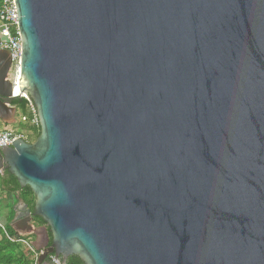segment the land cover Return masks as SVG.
Masks as SVG:
<instances>
[{"label":"water","instance_id":"water-1","mask_svg":"<svg viewBox=\"0 0 264 264\" xmlns=\"http://www.w3.org/2000/svg\"><path fill=\"white\" fill-rule=\"evenodd\" d=\"M14 2L39 134L0 168L38 262L264 264V0Z\"/></svg>","mask_w":264,"mask_h":264},{"label":"built area","instance_id":"built-area-1","mask_svg":"<svg viewBox=\"0 0 264 264\" xmlns=\"http://www.w3.org/2000/svg\"><path fill=\"white\" fill-rule=\"evenodd\" d=\"M0 51H6L10 58L9 80L14 88L19 82V65L21 55V37L19 33L17 13L14 0H0ZM20 98L28 102L30 117L21 116V121L30 126L37 127L38 121L33 104L28 100L24 93H19ZM27 130H12L0 128V148L10 146L11 143L18 139L27 138ZM3 169L0 168V175ZM0 227L3 229V223L0 221ZM11 240V239H10ZM25 243L31 253L32 264H41L38 262L39 256L43 253L42 249H37L32 243L18 239ZM42 264H74L62 262L60 258L48 255Z\"/></svg>","mask_w":264,"mask_h":264},{"label":"trees","instance_id":"trees-1","mask_svg":"<svg viewBox=\"0 0 264 264\" xmlns=\"http://www.w3.org/2000/svg\"><path fill=\"white\" fill-rule=\"evenodd\" d=\"M12 104L19 107L23 114H27V100H25L24 98H17L12 101ZM26 130L28 133L26 141L28 142H32L31 140L35 139L39 134L38 126L31 127L29 129L27 128ZM0 190L12 195L16 200H21L27 206V208L32 211L34 205V195L32 191L28 186L21 188L15 177L9 174L6 170H3L2 175H0ZM12 204L9 205L10 208L12 207ZM13 215L14 214L10 212L7 216L6 223H4L3 225V229L0 227V264H32V260L28 261L23 250L19 249L21 245L19 244L18 239L24 238L17 236L12 227L8 225V223L13 219ZM34 220L40 225L45 224L39 217H34ZM47 234L49 237V245L51 237L48 231ZM67 262L74 264H83L75 256L70 257Z\"/></svg>","mask_w":264,"mask_h":264},{"label":"crops","instance_id":"crops-1","mask_svg":"<svg viewBox=\"0 0 264 264\" xmlns=\"http://www.w3.org/2000/svg\"><path fill=\"white\" fill-rule=\"evenodd\" d=\"M10 106L12 107V110L9 112V116L8 117L5 116L6 117L4 119L5 121L0 120L1 129L26 130L27 128L29 129L33 127L21 121V116L30 117L28 104L26 105L27 114H23L22 111L19 109V107H17L12 103L10 104ZM12 197H13L12 195L7 194L5 191L0 190V202H2L0 204V209L1 211L5 212V215L3 214L2 216H0V220L3 223V225L4 223H6L7 216L9 215L10 212L14 214L13 218L16 217L17 214L18 209L16 208L18 207V205L17 202H15L16 199H12ZM12 202H15V204L13 205ZM10 204H12L11 208L9 207Z\"/></svg>","mask_w":264,"mask_h":264},{"label":"rangeland","instance_id":"rangeland-1","mask_svg":"<svg viewBox=\"0 0 264 264\" xmlns=\"http://www.w3.org/2000/svg\"><path fill=\"white\" fill-rule=\"evenodd\" d=\"M33 140L34 139H32L31 141H33ZM12 199H14V198L12 197ZM15 202H17V205L18 206L21 205V207H23V204L24 203L21 200H18L17 199ZM15 202H13V205L15 204ZM1 203L2 202H0V204ZM3 214L5 215V212L4 211H1V209H0V216H2ZM3 220H4V218H3ZM33 222L35 223L33 225L45 227L44 225L38 224L35 220H33ZM18 234H19V237L24 238V240L32 243L35 248H39L40 247L39 244L36 242V240H34V235L33 234H28L25 230H19V229H18ZM19 244L21 245L19 249L23 250V252L26 255V259L28 261L31 260V253L29 252L28 247L25 245V243H23L21 241H19Z\"/></svg>","mask_w":264,"mask_h":264},{"label":"flooded vegetation","instance_id":"flooded-vegetation-1","mask_svg":"<svg viewBox=\"0 0 264 264\" xmlns=\"http://www.w3.org/2000/svg\"><path fill=\"white\" fill-rule=\"evenodd\" d=\"M16 209H18L17 210V214H16V218L19 216V214H20V212H21V206H18ZM33 220H34V217L32 218V220H31V222L33 223V224H35L34 222H33ZM8 225L9 226H16L17 227V222L16 221H13V220H11L9 223H8ZM36 227H39V226H37V225H35ZM37 239V243L39 244V245H42L43 243H44V238H43V236H42V234H41V231H38V233L37 234H35L34 235V240H36Z\"/></svg>","mask_w":264,"mask_h":264},{"label":"bare ground","instance_id":"bare-ground-1","mask_svg":"<svg viewBox=\"0 0 264 264\" xmlns=\"http://www.w3.org/2000/svg\"><path fill=\"white\" fill-rule=\"evenodd\" d=\"M21 89V83L18 82V84L13 88L14 94H19Z\"/></svg>","mask_w":264,"mask_h":264}]
</instances>
